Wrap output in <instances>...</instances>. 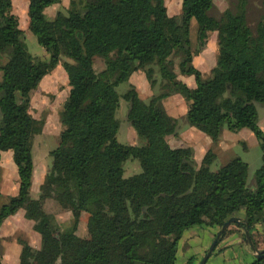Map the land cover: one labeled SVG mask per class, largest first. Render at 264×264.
Returning <instances> with one entry per match:
<instances>
[{"label":"trees","instance_id":"16d2710c","mask_svg":"<svg viewBox=\"0 0 264 264\" xmlns=\"http://www.w3.org/2000/svg\"><path fill=\"white\" fill-rule=\"evenodd\" d=\"M60 1L29 0V28L49 51L42 60L26 46L13 1L0 0V159L3 150L12 149L20 182L18 193L0 206V225L23 207L41 235L38 248L19 237L18 264H177L186 229L221 227L241 210L244 216L232 224L248 229L259 245L264 240L257 237L264 228H256L258 222L264 225V130L258 111L264 103V11L254 30L247 0L219 15L209 13L214 0H182L181 19L169 14L165 0H70L49 22L46 7ZM192 18L199 23L197 49L190 36ZM213 30L216 64L204 77L193 57L205 45L203 33ZM97 56L104 59L100 70ZM176 59L182 73L195 75L196 86L178 77ZM60 62L70 85L62 107L65 127L51 150L41 193L32 197L33 141L41 127L30 111L31 94ZM156 66L164 80L160 93L146 101L132 85L120 94L117 86L139 69L153 85ZM174 92L189 102L188 120L215 142L225 126L254 131L263 149L254 185L248 184L249 163L240 155L212 169L211 153L197 166L191 145L170 144L167 136L177 121L164 98ZM121 96L129 101L128 118L141 144L118 139ZM130 156L139 159L142 170L125 176L123 163ZM48 197L71 210L65 228L55 229L44 208ZM84 211L87 236L78 233ZM248 264H264V252Z\"/></svg>","mask_w":264,"mask_h":264},{"label":"rangeland","instance_id":"374dc122","mask_svg":"<svg viewBox=\"0 0 264 264\" xmlns=\"http://www.w3.org/2000/svg\"><path fill=\"white\" fill-rule=\"evenodd\" d=\"M12 1H13L12 11L16 13L19 17V23L20 26L23 28L24 41L26 43L27 48L33 55L38 56L42 60L47 59L49 57V51L42 45V43H40L37 35L29 28V16H28L29 0H12ZM247 1H248L247 4L248 22L255 30L256 24L260 19L264 10L262 7L261 0H247ZM69 2L70 0H61V2L58 3L57 5L50 7L49 10L46 11L48 16V21L51 22L53 20L54 18L53 15L58 11V9L60 10L61 8L63 11H66L65 10L67 8L66 4H68ZM165 2L167 4L169 14L175 15L176 17L181 19L183 12L182 0H165ZM227 2H228V7H233L238 2V0H227ZM217 4L218 5H213L209 9L210 14L213 15L220 14V4L219 3ZM198 32H199V23L195 18H192L190 22V36L192 39V44L194 49H197L201 46L198 38L199 35ZM203 36L206 42L205 45L201 48V50L196 52V54L199 55L196 58L197 59L196 67L198 66L199 68H201V70H204L205 72L202 71L203 75L205 74L204 77H208L211 71H206V67L203 66L200 67L198 63H200L203 56L204 57L209 56L211 60H213L214 58H215L214 61L216 60L218 53V41H217L218 36L217 34L215 36L210 31H206V33H203ZM203 51H205L204 55L202 53ZM64 58L68 60H72L67 55H64ZM178 62H179L178 59H176V71L178 72V77H179V75L183 73L180 71ZM94 65L97 70H100L104 65L103 57L97 56ZM209 69L210 68L208 67L207 70ZM140 70H142L141 71L142 73L140 74L137 73L133 75V79H129L127 81L121 82L117 86V89L122 95L129 87L133 85L139 90L141 96L146 101H148L153 94L160 93L163 90L162 83L164 82V80L161 77V72L157 66L154 75L156 80L153 85L148 80L145 71L143 69ZM1 74L2 73L0 72V76ZM50 74L48 73L45 79L47 80L50 77H53L55 79V83L52 84L50 80L44 81L32 92L30 111L40 121L38 123L39 127H42L43 123L46 122V124L51 125L55 131H59L63 126L62 120L64 121V116L62 115V107L66 97L69 94L70 85L68 81L67 72L62 62H60L58 66L55 68V73L52 75ZM190 76L195 80L194 75H190ZM165 102H167V104ZM164 104H166L169 112L175 116L177 121L176 131L167 136L170 144L175 147L183 146V145H191L194 148V160L197 166H199L203 162L204 157L208 153H211L210 167L212 169H217L219 166H221V164H223L230 158L235 157L237 155H240L245 160L251 161L252 169H254L253 165L255 163V159L260 158V155H262L261 159L263 162V149L260 143L254 145L252 144V147L249 150H246L244 146V141L235 140L237 137L239 138L243 137V139L246 140V142L252 143V140L247 133L241 132L239 134L237 133L234 134L231 133L233 130L229 132V130L231 129L225 126L222 129L219 141L215 142L212 139L211 135L198 129L194 124H192L188 120L186 114L189 102L180 92H174L169 96H167L166 98H164ZM128 110H129V101L125 99L123 96H121L120 106L117 111V116L120 119L118 139L125 143L141 144L142 139L135 130V128L132 126L128 118ZM260 110L262 111V107H260ZM247 129L251 131V129L249 128ZM251 132L255 136V133L253 131ZM224 140H226L229 144L231 143V145H228L227 142L225 143ZM49 160H50V164H49V168H50L52 164V155L49 156ZM123 167H124L125 176H129L133 173L140 172L142 170V166L139 159L133 156H130L124 161ZM252 174L255 179V170ZM251 185H253V183H251ZM37 189H38L37 185H34L32 191L33 196L37 195V191H36ZM7 200H8V196L0 195V206L2 205L3 202ZM47 202H48L47 204L48 211L54 213L58 220L57 224L55 223L56 225L55 229L65 228L66 224H68L71 220V218L68 220V217H65V212L68 213L69 210L61 207L53 197H49V201ZM19 210L23 211V208H20ZM21 216L24 217V215ZM24 218L27 221L32 222L31 219L27 217ZM88 218H89V213L85 212L83 213L80 219V223L78 226V233L81 236L89 235V231L87 227ZM231 225L233 226V224ZM263 235L264 233H260L257 235L259 241L261 239H264ZM18 236L28 239L27 235L24 233H20L18 234ZM245 237H246V233H245ZM262 241H263L262 244L257 245L260 248L264 247V240ZM208 259L209 260L207 264L219 263V261H215L213 257ZM32 264H40V263L34 260Z\"/></svg>","mask_w":264,"mask_h":264},{"label":"crops","instance_id":"0c3cea01","mask_svg":"<svg viewBox=\"0 0 264 264\" xmlns=\"http://www.w3.org/2000/svg\"><path fill=\"white\" fill-rule=\"evenodd\" d=\"M58 3L49 5L48 7H46L45 11H48L50 7H53ZM69 3L66 4L67 7L69 6ZM217 3L220 4V12H222L228 7L227 0H214V5H218ZM56 13L53 15V17L56 15ZM210 32L213 33L215 36L216 34L218 36V32L216 30ZM217 41H218V37H217ZM204 52L205 51L202 52L203 55L205 54ZM197 56L199 55L195 53L193 57V63L195 62L194 63L195 66L197 64V59H196ZM214 59L211 60L209 56L207 57L203 56L202 60L200 61V63H198V65L200 67L202 66L206 67V71H211L212 67L216 64V60L214 61ZM208 67L210 68L209 70H207ZM55 68L51 72H49V74L51 73L50 75L55 73ZM199 69L201 70V68ZM141 71L142 70L140 69L134 71L130 76V79H133V75L137 73L138 74L142 73ZM47 74L44 75L39 85H41L42 82L49 80L51 81L52 84L55 83V79L53 77L50 78L48 77L49 79L47 80L45 79V77H47ZM190 75H194V74L183 73L179 75V78L185 81L186 83H188L190 86L194 87L196 86L197 81L196 78L194 80L193 78H191ZM69 90H70V86H69ZM165 103L167 104V102ZM30 106H31V101H30ZM260 107H262V111L260 110ZM258 111H259V123L264 130V103L261 102L258 103ZM62 124L63 126L61 127V129L59 131H55L51 125L46 124V122H44L42 127L35 132L34 141H33L34 171L32 178V186L30 190L32 197H39L41 193L40 186L49 168V164H50L49 156L51 155V150L59 144L61 131L65 127V123L63 120H62ZM247 128L249 127H241L238 130H233V131L229 130V132L232 131L231 133L234 134L235 133L239 134L241 132L247 133L250 136L252 143L246 142V140H244L243 137L240 138L237 137L235 140L244 141L245 149L249 150L252 147V144L254 145L260 142L256 134H255L256 136L255 138L254 134L251 132L252 130L250 131ZM224 142L226 143L227 141L224 140ZM228 145H231V143L230 144L228 143ZM261 157L262 155H260V158L255 159V163L253 165L254 169H252L251 161L246 160L249 163L248 184L251 183H253V185L255 184V179L252 173L255 170V175H256L257 169H259L260 166L262 165L263 162ZM34 185H37L38 188L36 190L37 191L36 196H33L32 194ZM19 187H20V182H19L18 167L13 158V151L12 149L3 150L0 159V195L2 196L15 195L18 193ZM47 201H49V197L46 198L45 200L44 208L47 211V213L51 215L54 224L55 223L57 224L58 220L55 214L48 211L47 209V204H48ZM19 209L16 212L10 214L8 217H6L0 225V253L2 256L3 264H18L20 262L22 244L19 241L20 236H18V234L20 233L26 234L28 241L36 248L40 247L41 245V235L33 227L34 220L29 218L32 220V222L27 221L24 218L27 217L25 215V209L23 208V211ZM70 211L71 210H69L68 213L65 212V217H68V220L71 218L70 222L66 224V226L72 222V214H71L72 212ZM83 213L85 212L81 213V217ZM244 214L245 211L241 210L238 216L243 217ZM21 215H24V217ZM256 228L262 230L264 228V225L261 222H258L256 224ZM219 229L220 228L218 226L206 225V224L194 225L186 229L179 240L177 264H199L203 256L207 252L209 246L215 239ZM229 229L231 230L227 233L226 236H224L218 242L217 246L215 247L209 258L213 257L215 261H219L218 264H248L254 259L255 251L252 245L250 244V242L246 240L244 230L240 229L236 225L233 226L231 225ZM262 243L263 241L260 242V244ZM208 260L205 264L208 263Z\"/></svg>","mask_w":264,"mask_h":264},{"label":"water","instance_id":"95a60500","mask_svg":"<svg viewBox=\"0 0 264 264\" xmlns=\"http://www.w3.org/2000/svg\"><path fill=\"white\" fill-rule=\"evenodd\" d=\"M241 217L234 215L231 216L228 220H226L224 222V224L221 226V228L218 230L215 239L213 240L212 244L209 246L207 252L205 253V255L203 256L201 262L199 264H205L209 258V256L211 255V253L213 252L215 246L217 245L218 240L220 239L222 233L233 223V222H237L240 221ZM246 233V240H248L250 242V244L252 245L254 251H255V256H260L263 252H264V247L260 248L256 245H254L252 238L250 236V232L248 229L245 230Z\"/></svg>","mask_w":264,"mask_h":264}]
</instances>
